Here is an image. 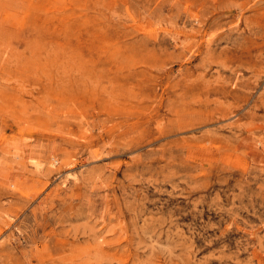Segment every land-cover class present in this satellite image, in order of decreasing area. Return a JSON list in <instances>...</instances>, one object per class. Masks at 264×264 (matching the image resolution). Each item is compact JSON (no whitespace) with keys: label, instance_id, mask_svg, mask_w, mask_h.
I'll return each mask as SVG.
<instances>
[{"label":"rangeland","instance_id":"obj_1","mask_svg":"<svg viewBox=\"0 0 264 264\" xmlns=\"http://www.w3.org/2000/svg\"><path fill=\"white\" fill-rule=\"evenodd\" d=\"M0 264H264V0H0Z\"/></svg>","mask_w":264,"mask_h":264}]
</instances>
